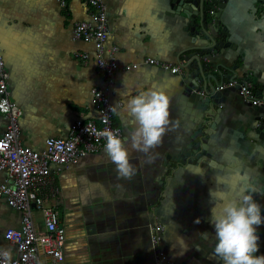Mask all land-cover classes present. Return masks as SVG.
I'll list each match as a JSON object with an SVG mask.
<instances>
[{
    "label": "crops",
    "instance_id": "0c3cea01",
    "mask_svg": "<svg viewBox=\"0 0 264 264\" xmlns=\"http://www.w3.org/2000/svg\"><path fill=\"white\" fill-rule=\"evenodd\" d=\"M66 1L62 7L57 0H0L8 88L21 110L19 140L36 151L44 149L48 137H66L76 117L98 115L92 89L101 78L93 46L75 39L72 31L75 21L89 18L88 7L84 0ZM102 1L108 15L107 45L119 47L120 65L144 57L182 62L185 50L209 42L176 13L170 0ZM218 16L227 45L203 54L201 61L213 71L218 65L232 68L223 79L249 80L264 99V0H222ZM208 32L217 35L212 28ZM78 52H87L89 60H80ZM184 76V71L173 74L143 64L115 75L111 99L121 103L114 120L122 139L133 129L124 110L127 99L149 88L170 97L173 123L161 145L148 154L132 149L129 140V160L136 169L131 179L118 177L104 150L62 166L56 174L57 207L66 229L62 264H167L154 259L151 233L156 223L163 228L158 249L171 263L222 264L212 258L216 241L209 223L214 206L209 193L223 187L217 186L216 176L227 185L235 173L246 175L257 190L253 200L264 217V108L245 101L236 88H226L208 113L189 100ZM6 124L0 114V136ZM199 130L197 158L191 139ZM207 160L216 162L215 169ZM4 178L0 170V182ZM228 196L238 199L234 192ZM33 217L37 229L43 230L41 215L34 211ZM20 222L21 213L0 197V246L14 250L3 233ZM257 235L259 250L254 255L261 256L264 223Z\"/></svg>",
    "mask_w": 264,
    "mask_h": 264
},
{
    "label": "built area",
    "instance_id": "2783aa9c",
    "mask_svg": "<svg viewBox=\"0 0 264 264\" xmlns=\"http://www.w3.org/2000/svg\"><path fill=\"white\" fill-rule=\"evenodd\" d=\"M57 1L62 7L67 4L66 0ZM84 3L88 7L89 18L75 21L72 31L75 39L93 46V61L101 78V84L92 89V106L98 115L96 118L76 117L69 126L68 135L63 138L48 137L42 151L24 146L19 140L18 119L21 110L10 96L9 75L0 43V114L7 121L0 136V170L5 174L0 182V197L21 213L20 226L9 227L3 233L4 239L14 248L11 251V264H62L66 229L60 221L57 207L59 185L56 174L70 162L103 151L106 141L98 135L99 132L112 130L122 138V130L114 120L121 103H114L111 99L115 75L141 64L152 65L173 74L183 72V61L170 63L153 57L120 65L116 60L119 47L107 45L108 15L104 2L84 0ZM210 13L214 14V10ZM76 57L85 62L90 55L78 52ZM226 88H236L245 101L264 108V99L249 80L225 78L214 85L213 92H221ZM260 125L258 122L257 126ZM34 211L41 215L44 227L41 231L36 227ZM162 230V226L157 223L152 227L154 259L157 263L173 264L158 249ZM0 249L8 248L0 246Z\"/></svg>",
    "mask_w": 264,
    "mask_h": 264
},
{
    "label": "clouds",
    "instance_id": "9594fccd",
    "mask_svg": "<svg viewBox=\"0 0 264 264\" xmlns=\"http://www.w3.org/2000/svg\"><path fill=\"white\" fill-rule=\"evenodd\" d=\"M170 105L171 99L163 91L155 88L140 91L127 99L124 105L133 124L129 137L122 139L118 132L112 130L98 133L106 141L104 152L115 165L119 178L131 179L136 173L126 147L129 140L132 149L145 154L161 145L169 125L173 123L170 119ZM207 163L215 169L214 160H207ZM215 181L217 186L226 187L227 192L222 187L209 193L214 204L210 210L209 223L214 226L216 241L212 258L222 264H264V255H254L259 250L257 228L264 223L261 206L252 196V193L257 192L256 188L249 183L246 175L239 172L235 173L233 181L227 185L222 177L216 176ZM228 192H234L238 199L229 198ZM202 235L206 237L208 233ZM11 259V250L0 249V264H11Z\"/></svg>",
    "mask_w": 264,
    "mask_h": 264
},
{
    "label": "water",
    "instance_id": "95a60500",
    "mask_svg": "<svg viewBox=\"0 0 264 264\" xmlns=\"http://www.w3.org/2000/svg\"><path fill=\"white\" fill-rule=\"evenodd\" d=\"M170 3L176 13L189 20V24L198 34L208 37V44L200 46L206 48V53L217 50L227 45V33L221 30L218 12L222 7V0H170ZM214 10V14L210 13ZM212 28L216 31L215 36L208 32ZM203 54H196L183 60V71L185 72V93L190 101L208 113L213 111L212 101L219 97L220 92H213L214 84L217 82L216 76L211 70L202 65L201 57ZM221 74L220 72H218ZM223 75V74H222ZM210 88V89H209ZM204 93L206 96L204 97ZM202 134L199 130L192 136L191 143L195 145L193 152H198L200 148V139ZM189 153V152H188ZM190 154V153H189ZM188 154V155H189ZM199 153L196 155L198 158ZM92 228V227H91Z\"/></svg>",
    "mask_w": 264,
    "mask_h": 264
},
{
    "label": "trees",
    "instance_id": "16d2710c",
    "mask_svg": "<svg viewBox=\"0 0 264 264\" xmlns=\"http://www.w3.org/2000/svg\"><path fill=\"white\" fill-rule=\"evenodd\" d=\"M205 53H206V48H203V47H194V48L187 49L183 52V54L187 55V57H185V58H189V57L196 55V54H205ZM184 59L180 58V61H182ZM202 65L205 66L203 64V62H202ZM206 67H208L211 70V72L216 76L217 82L223 80V76L225 73H229V72L231 73L233 70L232 68H226L225 66H222V65H218L214 71L210 66H206ZM218 72H220L221 74H219ZM199 150H200V148H197V151H199ZM175 164L178 165V164H181V162H178Z\"/></svg>",
    "mask_w": 264,
    "mask_h": 264
}]
</instances>
